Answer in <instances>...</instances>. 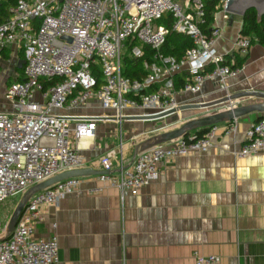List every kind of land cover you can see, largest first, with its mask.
Returning a JSON list of instances; mask_svg holds the SVG:
<instances>
[{"label": "built area", "instance_id": "obj_1", "mask_svg": "<svg viewBox=\"0 0 264 264\" xmlns=\"http://www.w3.org/2000/svg\"><path fill=\"white\" fill-rule=\"evenodd\" d=\"M205 2L18 0L11 6L0 22V61L12 48L16 61L23 59L24 64L4 93L11 108L0 110V202L58 173L86 167L107 171L93 176L100 184L85 189L87 193L115 187L121 198L136 195L159 178L166 161L205 152L219 135L234 133L236 118L209 126L202 136L189 133L151 146L129 166L121 156V141L98 158L97 169L81 152L91 147L97 121L120 125L124 119H146L177 109L178 92L199 93L206 80L224 89L226 80L239 73L242 65H236L237 59L246 55L251 40L239 33L234 51L219 53L215 40L220 29L210 24L206 31ZM224 5L221 0L219 10L229 18ZM166 15L168 26L162 21ZM171 31L192 42L179 58L162 51ZM126 51L141 59L145 75L130 78L122 73ZM181 72L189 77L176 88L175 77ZM165 118H160L157 132L182 122ZM256 153H264V115L250 125L233 151L237 157ZM82 178H65L29 198L10 236L0 241V264H66L60 261L56 235L35 238L33 232L47 207L81 190ZM5 223L0 219V237ZM194 259L196 264L219 260L198 252Z\"/></svg>", "mask_w": 264, "mask_h": 264}, {"label": "crops", "instance_id": "obj_2", "mask_svg": "<svg viewBox=\"0 0 264 264\" xmlns=\"http://www.w3.org/2000/svg\"><path fill=\"white\" fill-rule=\"evenodd\" d=\"M212 26L220 29L217 51L223 55L234 51L241 17L230 20L218 10ZM11 49L0 61V68L10 66L2 73L6 77L21 70L17 68L20 59L16 61L17 54ZM243 58L239 73L226 80L224 89L206 80L199 93L178 92L180 106L229 93L264 92V45L252 43ZM259 101L264 99L249 97L235 104ZM213 111L187 108L164 120L185 121ZM263 115L251 112L238 117L235 132L219 135L209 150L166 161L159 178L136 195L121 198L115 187L89 194L85 189L100 182L94 175L84 176L79 192L46 208L33 236L56 235L60 261L66 264H196L194 252L217 256L216 264H264V153L233 154L246 130ZM162 120L124 119L120 125L99 120L91 147L81 152L97 169L98 158L117 149L121 141L127 164L131 159L127 151L157 133Z\"/></svg>", "mask_w": 264, "mask_h": 264}, {"label": "water", "instance_id": "obj_3", "mask_svg": "<svg viewBox=\"0 0 264 264\" xmlns=\"http://www.w3.org/2000/svg\"><path fill=\"white\" fill-rule=\"evenodd\" d=\"M250 8H255L257 11V16L260 17L264 13V0H225L224 11L228 13L230 20H233L235 16L242 17L244 13ZM23 64L24 60L20 59L17 64V68L21 69ZM249 97L264 99V92L249 90L234 94L229 93L211 101L180 106L177 109H171L169 111H165L154 116L145 117L146 119H160L169 117L173 115L176 111L184 110L187 108H215V111L209 114L185 120L176 127L162 130L135 143L134 146L127 151L129 154H131V159L127 163V166L132 163L135 156L139 152L151 146L162 144L178 137L185 136L192 131L197 132L203 128L207 129L213 124L227 122L251 112H264V101L251 102L240 105L235 104L236 101ZM125 155L126 153L123 152L121 156L124 157ZM103 173H107V171L95 170L91 167L72 169L58 173L44 181H41L31 186L22 194L20 200L17 202L14 209L12 210L9 218L5 223V231L4 234L0 237V241L5 240L10 236L18 219L22 214V211L26 207L29 198L36 192L49 186H52L58 181H61L68 177H84Z\"/></svg>", "mask_w": 264, "mask_h": 264}, {"label": "trees", "instance_id": "obj_4", "mask_svg": "<svg viewBox=\"0 0 264 264\" xmlns=\"http://www.w3.org/2000/svg\"><path fill=\"white\" fill-rule=\"evenodd\" d=\"M0 22L4 21L9 16V8L17 3L18 0H0ZM221 0H206L205 2V17L206 25L205 29L207 32L210 31V24L213 23L214 14L220 9L218 5ZM166 26L169 25L170 18L168 15L164 16L162 21ZM242 26L240 29V34L248 37L251 43H259L264 45V13L258 17L255 8L248 9L244 15L241 17ZM192 46L191 39L182 33L169 32L166 35L165 43L162 46V51L165 54L173 55L177 58L181 57L185 50ZM147 54L151 52L150 49L146 48ZM124 66L122 68V73L130 78L140 77L145 75L146 71L142 68L141 59L134 58L129 55L128 51L124 53L123 56ZM244 58H238L236 65L240 66L243 63ZM187 77H189L187 72H181L175 77V87L179 88L182 86ZM54 82L52 80L50 83ZM206 131V128L200 129L197 132L192 131L197 134V136H202ZM20 195V194H19ZM18 196V195H16Z\"/></svg>", "mask_w": 264, "mask_h": 264}, {"label": "rangeland", "instance_id": "obj_5", "mask_svg": "<svg viewBox=\"0 0 264 264\" xmlns=\"http://www.w3.org/2000/svg\"><path fill=\"white\" fill-rule=\"evenodd\" d=\"M9 67L10 66H7L5 70L9 69ZM11 67H12V65H11ZM5 70L0 68V109L6 111V110H9L11 108V105L4 98V93L6 92V89L8 87V84L10 83V81L13 80V75L9 74V75H11V77L10 76L6 77V75L5 76L2 75V73H4ZM12 70H13V68L10 69V73ZM181 123H179L178 125H180ZM21 196H22V194H20L18 196H12V197H9V198L5 199L4 201L0 202V219L2 222L5 223L7 221L12 210L14 209L15 205L20 200Z\"/></svg>", "mask_w": 264, "mask_h": 264}]
</instances>
